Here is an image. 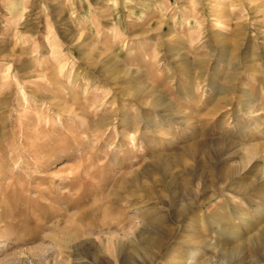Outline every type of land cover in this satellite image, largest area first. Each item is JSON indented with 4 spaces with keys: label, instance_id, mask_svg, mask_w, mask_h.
Masks as SVG:
<instances>
[{
    "label": "rangeland",
    "instance_id": "obj_1",
    "mask_svg": "<svg viewBox=\"0 0 264 264\" xmlns=\"http://www.w3.org/2000/svg\"><path fill=\"white\" fill-rule=\"evenodd\" d=\"M0 264H264V0H0Z\"/></svg>",
    "mask_w": 264,
    "mask_h": 264
}]
</instances>
